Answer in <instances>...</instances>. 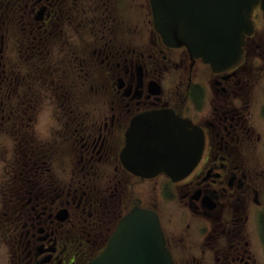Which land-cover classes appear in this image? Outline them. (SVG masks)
<instances>
[{
	"label": "flooded vegetation",
	"instance_id": "obj_1",
	"mask_svg": "<svg viewBox=\"0 0 264 264\" xmlns=\"http://www.w3.org/2000/svg\"><path fill=\"white\" fill-rule=\"evenodd\" d=\"M123 5L0 0V264L85 263L116 203L158 213L175 264H264L260 7L239 61L214 70L163 43L147 1ZM162 109L204 138L177 180L119 158L131 119Z\"/></svg>",
	"mask_w": 264,
	"mask_h": 264
},
{
	"label": "water",
	"instance_id": "obj_2",
	"mask_svg": "<svg viewBox=\"0 0 264 264\" xmlns=\"http://www.w3.org/2000/svg\"><path fill=\"white\" fill-rule=\"evenodd\" d=\"M156 29L170 45H185L191 57L213 67L239 56L251 10L264 0H150ZM202 135L172 112H151L136 118L127 133L126 166L151 175L165 171L186 174L196 163ZM88 264H174L157 215L134 208L119 222L106 247Z\"/></svg>",
	"mask_w": 264,
	"mask_h": 264
},
{
	"label": "trees",
	"instance_id": "obj_3",
	"mask_svg": "<svg viewBox=\"0 0 264 264\" xmlns=\"http://www.w3.org/2000/svg\"><path fill=\"white\" fill-rule=\"evenodd\" d=\"M104 234H106V235H107L108 233H104Z\"/></svg>",
	"mask_w": 264,
	"mask_h": 264
}]
</instances>
